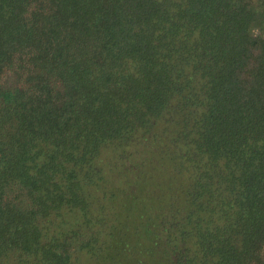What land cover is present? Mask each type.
Returning <instances> with one entry per match:
<instances>
[{
  "label": "trees",
  "instance_id": "16d2710c",
  "mask_svg": "<svg viewBox=\"0 0 264 264\" xmlns=\"http://www.w3.org/2000/svg\"><path fill=\"white\" fill-rule=\"evenodd\" d=\"M80 254L264 264V0H0V264Z\"/></svg>",
  "mask_w": 264,
  "mask_h": 264
},
{
  "label": "rangeland",
  "instance_id": "374dc122",
  "mask_svg": "<svg viewBox=\"0 0 264 264\" xmlns=\"http://www.w3.org/2000/svg\"><path fill=\"white\" fill-rule=\"evenodd\" d=\"M87 256L85 254H80V260H78L77 264H84L87 261Z\"/></svg>",
  "mask_w": 264,
  "mask_h": 264
}]
</instances>
